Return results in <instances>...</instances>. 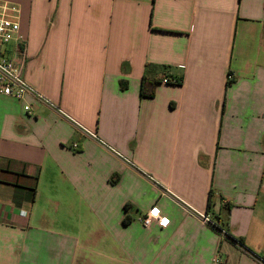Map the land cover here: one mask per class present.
Wrapping results in <instances>:
<instances>
[{"label":"crops","instance_id":"0c3cea01","mask_svg":"<svg viewBox=\"0 0 264 264\" xmlns=\"http://www.w3.org/2000/svg\"><path fill=\"white\" fill-rule=\"evenodd\" d=\"M4 3L25 40L5 56L133 165L0 95V264H264V0ZM155 206L167 223L144 226Z\"/></svg>","mask_w":264,"mask_h":264},{"label":"built area","instance_id":"2783aa9c","mask_svg":"<svg viewBox=\"0 0 264 264\" xmlns=\"http://www.w3.org/2000/svg\"><path fill=\"white\" fill-rule=\"evenodd\" d=\"M24 41V37L21 34L18 6L9 3L0 4V95L14 97L18 100H25L27 96L35 97L38 101L51 107L62 117L66 118L70 123L73 124V126L77 130L82 132L86 137L97 141L110 152L123 159L126 164L132 166L133 163L128 158L124 157L114 148L101 140L97 133L88 130L79 122L71 118L63 110L53 104L42 94L38 93L25 81L24 66L26 62V55L24 53V50L20 49L19 56L15 58L7 57L4 53L6 51V47H8L13 42H16L18 45L24 47ZM232 79L233 75H229L228 80L231 81ZM25 110L28 112L31 111V106L26 105ZM77 146V144H73L72 148L76 149ZM167 191L168 193H170L169 190ZM184 205L186 209H188L189 212L193 213L202 223L217 229L222 237H227L226 230L220 229L218 227L220 226V222L213 221V216L211 214L207 212H198L195 211L192 207L186 204ZM153 221H157L159 223L164 221L160 209L156 206L149 210V212L140 219V222L147 227L150 226ZM240 246L245 247L243 245ZM256 258L259 259L258 256H256ZM214 264H223L222 259L219 257L216 258Z\"/></svg>","mask_w":264,"mask_h":264},{"label":"trees","instance_id":"16d2710c","mask_svg":"<svg viewBox=\"0 0 264 264\" xmlns=\"http://www.w3.org/2000/svg\"><path fill=\"white\" fill-rule=\"evenodd\" d=\"M171 80H168V82H170ZM159 82L157 80H149V79H146L144 78L143 80V85H142V91H141V95L144 96V97H153L154 94H155V87L156 85L158 84ZM152 86V88H151ZM18 177H26V178H29L31 179L32 181V188L34 193H36V190H37V182H38V177L35 176V177H28L26 176L24 173H20V174H17ZM17 184H19L17 182ZM213 194V192H212ZM131 209V206L130 205H126L125 206V210L126 212H128L129 210ZM131 221L130 217L126 216L125 217V220L124 222L126 224H128L129 222ZM220 226H218L220 229H225L226 232H227V238L228 239H231L233 242L237 243V244H240V245H243L245 246V244L243 243L242 240H236L234 239L233 237L230 236V233H229V230L227 228V226L225 225L224 222H222V220H220Z\"/></svg>","mask_w":264,"mask_h":264},{"label":"snow or ice","instance_id":"6c2138e0","mask_svg":"<svg viewBox=\"0 0 264 264\" xmlns=\"http://www.w3.org/2000/svg\"><path fill=\"white\" fill-rule=\"evenodd\" d=\"M165 223H167V221H164Z\"/></svg>","mask_w":264,"mask_h":264}]
</instances>
